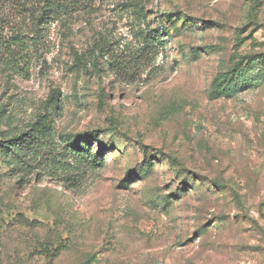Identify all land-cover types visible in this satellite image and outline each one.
I'll list each match as a JSON object with an SVG mask.
<instances>
[{"label": "rangeland", "instance_id": "1", "mask_svg": "<svg viewBox=\"0 0 264 264\" xmlns=\"http://www.w3.org/2000/svg\"><path fill=\"white\" fill-rule=\"evenodd\" d=\"M13 14L0 264H264V0Z\"/></svg>", "mask_w": 264, "mask_h": 264}, {"label": "trees", "instance_id": "2", "mask_svg": "<svg viewBox=\"0 0 264 264\" xmlns=\"http://www.w3.org/2000/svg\"><path fill=\"white\" fill-rule=\"evenodd\" d=\"M97 0H0V27L4 25L5 12L14 13L25 21L24 27L30 28L33 39L40 38L43 24L47 20L68 18L74 14L89 10ZM27 21V22H26ZM1 31V29H0ZM23 32H13L7 39L0 33V58L8 61H20L21 67L15 65L18 70L24 71L27 64L24 58L28 55L32 43L27 40ZM37 44V43H36ZM25 63V64H23ZM12 66V65H11ZM215 188L221 185L210 179Z\"/></svg>", "mask_w": 264, "mask_h": 264}]
</instances>
